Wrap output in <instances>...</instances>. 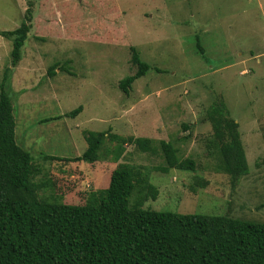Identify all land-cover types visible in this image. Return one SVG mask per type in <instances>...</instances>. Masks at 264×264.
I'll use <instances>...</instances> for the list:
<instances>
[{
  "label": "rangeland",
  "instance_id": "374dc122",
  "mask_svg": "<svg viewBox=\"0 0 264 264\" xmlns=\"http://www.w3.org/2000/svg\"><path fill=\"white\" fill-rule=\"evenodd\" d=\"M27 10L33 25L9 96L16 140L40 168L37 182H48L40 198L80 205L101 189L115 167L107 137L93 164L43 157L79 156L85 132L109 130L168 141L195 164L164 173L162 156L127 143L120 162L140 168L157 190L143 209L264 222V0H0V31L19 27ZM131 47L150 69L124 93L119 81L137 70ZM11 48L0 35V82ZM215 102L238 123L249 171L236 183L210 143L205 115ZM78 107L73 118L45 121Z\"/></svg>",
  "mask_w": 264,
  "mask_h": 264
},
{
  "label": "trees",
  "instance_id": "16d2710c",
  "mask_svg": "<svg viewBox=\"0 0 264 264\" xmlns=\"http://www.w3.org/2000/svg\"><path fill=\"white\" fill-rule=\"evenodd\" d=\"M32 25V12L27 10L19 27L0 31L12 45L10 68L4 69L0 82V264H264V222L143 209L148 198H156L157 190L140 168L120 162L124 146L133 143L142 153L162 156L161 172L193 171L194 162L181 160L178 149L168 141L132 139L109 130L85 132L86 149L79 156L43 159L96 163L107 137L115 143L109 159L115 167L105 177L104 186L89 192L80 205L66 204L60 197L40 198L38 193L48 182H37L40 168L16 140L9 96L12 69L21 61ZM196 43L203 54L198 38ZM130 51L137 70L119 81L118 88L124 93L150 69L135 48ZM55 66L48 69V75H54ZM80 111L78 107L45 121L73 118ZM205 118L212 128L210 143L220 157L218 167L236 183L249 171L238 123L222 102L213 103ZM136 191L139 196L134 204L129 203Z\"/></svg>",
  "mask_w": 264,
  "mask_h": 264
}]
</instances>
